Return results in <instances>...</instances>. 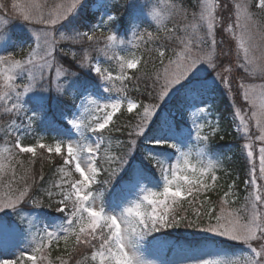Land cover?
Masks as SVG:
<instances>
[{"label": "rangeland", "instance_id": "obj_1", "mask_svg": "<svg viewBox=\"0 0 264 264\" xmlns=\"http://www.w3.org/2000/svg\"><path fill=\"white\" fill-rule=\"evenodd\" d=\"M21 1L25 3L19 7L22 18L26 20L27 15L31 20L43 22L40 20L43 14L47 27L41 30L21 22L32 37V45L11 42L0 34V89L2 94L7 93L5 103H11L16 116L25 119L20 137L28 135L34 140L33 145L18 148L32 156L30 161L35 158L37 164L51 158L56 165V157L62 159L79 179L52 216L23 209L21 193L16 192L19 185L15 179L19 176L4 167L11 163L14 151L6 145L0 147V212H16L13 215L20 216L18 223L0 221V264H50L48 257L52 251L69 245L76 236L96 237L104 245L95 252L97 264H239L246 263L251 256H258L264 264V31L249 18L251 2L229 0L222 3V9L218 2V12L214 13L216 0H203L200 25L206 32L200 36L196 33L194 40L186 39L180 50L163 63L155 79L159 85L157 102L143 106L120 155L110 156L107 152L109 156L101 159L102 132L120 112H134L138 107V102L126 92L129 73L139 69L144 52L153 53L155 45L159 46V34L142 27V16L155 24L154 29H160L161 35L168 36L172 29L167 27L174 22L173 17L185 11L176 0H93L92 9L99 11V21L90 34L76 35L84 55L82 69L94 76L93 86L84 89L72 115L62 118L64 124L58 125L48 108L49 90L52 89L50 100L55 101L64 87L67 70L58 65L60 49L54 45L53 33L86 0ZM263 5L264 0H258L257 7ZM126 7L130 9L129 25L120 21ZM223 10L224 17L230 18L229 24L224 25L229 28L224 31L232 38L236 52L230 66L219 69L218 80L234 98L239 124L236 130L245 143L243 151L252 169L249 182L252 189L250 206L243 217L222 207L218 221L203 225L199 233L239 242L244 248L233 253L216 249L189 253L174 249L166 259V246L153 234L159 228L180 222V217H173L181 204L191 206L195 202L197 207H203L202 210L191 207L194 219L211 216V209L206 214V202L201 197L217 182V166L205 149L214 123L210 101L191 98L186 115L188 125L179 124V128L172 121L173 118L179 121V116L164 105L182 85L195 77L204 78L201 70L209 56L200 40L216 35L218 22L221 23L218 15ZM200 25L196 23L194 29ZM11 46L25 53L13 56ZM159 113L171 123L166 139L174 142L173 153L163 150L159 139L149 143L142 138ZM140 139H143L141 148L154 165H159L154 166L160 169L156 171L158 176L143 171L139 159L135 160L134 151L138 150ZM104 160L110 163L106 166ZM130 161L138 170L137 183L129 192L122 193L115 189V183ZM62 164L60 169L56 167L60 179L70 173ZM25 175L28 183L31 174L27 166ZM10 184H14L10 188L13 194H6V186L9 188ZM223 198L224 203L234 201L237 198L234 189H228Z\"/></svg>", "mask_w": 264, "mask_h": 264}, {"label": "trees", "instance_id": "obj_2", "mask_svg": "<svg viewBox=\"0 0 264 264\" xmlns=\"http://www.w3.org/2000/svg\"><path fill=\"white\" fill-rule=\"evenodd\" d=\"M176 1L180 3L182 10L185 12H180L173 17L174 22L167 27L172 29V33L168 36L161 35L160 29L155 30V24H151L145 16L141 18L142 23H144L142 24L143 28L159 34L157 41L159 46L155 45L156 51L153 53L145 54L144 52L143 61L139 69L129 73V78L126 80V92L129 98L138 102V107L134 112H120L113 124L106 131L102 132L104 143L101 159H106L105 157L108 154L105 153L107 152L110 153V156L114 154L120 155L143 106L157 102L159 85L157 86L155 79L160 75L163 63L167 62L177 53V50H180V44L186 39L194 40L196 33L200 36L206 32V28L200 25L203 0ZM249 1L251 2L248 7L249 18L254 23L260 24L264 31V5L259 8L257 7L258 0ZM55 2L56 0H54ZM216 2L217 8L214 13L218 12V2L221 3L220 7L222 9V3L229 2V0H216ZM21 5H25L24 1L0 0V34L6 35L11 42L19 41L20 44L23 41L26 44L32 45V37L27 29L25 32L21 22H25L26 27L31 25L45 30L47 27L45 24L46 16L42 14L40 20H43V22L31 20L27 15L26 20H24L19 9ZM48 5H53V2ZM92 5L93 0L82 2L74 10L71 17L65 22H61L58 32L53 33L54 45L59 47L60 50L58 51L61 53V55L60 53L58 54V65L67 70V75L63 77V79H66L64 87L55 101L50 100L52 89L50 88L49 90L48 108L50 115L58 125L64 123L62 118L71 116L84 93V89L89 85L93 86L92 79L94 76L90 71L85 73L82 69L84 55L76 37L77 34L83 32L90 34L93 26L99 21L100 13L93 10ZM228 12H231L230 8ZM129 13L130 9L128 7L123 8L120 17L121 24L129 25L131 23ZM225 14L223 10L221 11V15H218L219 20L221 17V23L218 22L216 35L210 39L201 37L200 40L209 56L206 66L201 70L204 78L198 79L195 77L182 85L164 105L165 108H169L168 110L175 112V115L179 116V121H176L175 118L172 119L173 123H175L174 125L179 128V124L183 125V127L188 125L186 115L191 105V98L196 97L210 101L214 123L209 130L205 149L209 155L214 157L217 166V182L212 188H207L201 197V200L206 202V214L211 209V216L206 215L194 219V212H190L191 207L200 210L203 207H197L195 202L191 206L181 204L176 209L175 216L173 217H180V222H176L173 226H167L165 229L159 228V232L153 234V238H156L161 245L166 246V259L172 256L174 249L182 252H202L208 249H216L233 253L244 248V245L239 242L225 240L206 233H199V229L203 225L218 221L220 216L219 211L222 207L227 208V211L232 213L237 212L240 217H243L245 210L250 206V189L252 188L249 182L252 169L243 151L245 143L236 130L239 124L235 117L234 98L222 88V82L218 80L219 69L229 67L233 61V53L236 52L235 44L233 40L231 41L232 38H229V34L224 31V29L229 28V25L226 28L224 25L229 24L230 20V18L226 19L224 17ZM196 23L200 25L197 30L194 29ZM82 37L86 38L85 36ZM10 50L13 56H20L25 53L24 51L17 52L15 46H11ZM63 81L60 80V83ZM6 96L7 93L2 94L0 89V147L6 145L14 151L11 163L4 166L6 168L5 171L10 170L12 174L16 173L15 175L19 176L15 179L19 185L17 188L19 190H16V192L19 191L21 193L20 206H23V209H33L52 216V214L57 213L60 205L65 203V197H69L68 192L72 184L79 179V175L73 171L72 167L63 163V160L58 157H56V160H58L56 165L51 158L48 161L37 164L34 162L35 158H33V161L29 160L32 157L31 155L20 152L18 147L31 146L34 144V140L28 135H26V138L25 136L20 137V130L25 125V119L19 115L16 116L13 111L14 108L11 109V103H5ZM170 124V122L164 119L163 114L159 113L151 122L142 138L149 143L159 139L163 142L162 149L173 153L171 147L173 142H169L166 139ZM143 139H140L137 144V149L140 153L138 150L134 151V154H137L135 160L139 159L141 163L140 168L143 171H147L153 176H158L156 171L160 172V169L156 167L159 165H154L152 158L141 148ZM29 163L31 165H28ZM107 163H110V160H104L106 166ZM61 164L62 168L69 169L70 173L69 175H63L60 179L56 174V167L60 169ZM9 165L11 166L9 167ZM26 166L29 168V173L31 174L28 176V183L26 182V178H24L26 176ZM20 175L22 176L21 179ZM137 178V167L135 163H131L130 161L123 174L116 181L115 189L122 193H127L135 186ZM230 184L232 186L229 187ZM13 185L10 184L9 188L8 185L6 186V194H13L10 193V188ZM228 189H234L237 198L232 202L224 203L223 194ZM196 198L197 196L194 194L193 199L196 200ZM197 209H194V211ZM14 213L16 212L9 214L0 212V221L7 224H11L12 222L18 223L17 217L20 216L18 214L13 215ZM76 238L69 245L53 250L50 254L51 256L48 257L50 264H97L96 251L100 246L104 247V245L99 240L94 239L96 237L83 238L76 236ZM250 259L246 263L240 262L239 264H262L258 256H255V258L251 256Z\"/></svg>", "mask_w": 264, "mask_h": 264}]
</instances>
